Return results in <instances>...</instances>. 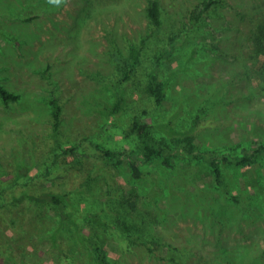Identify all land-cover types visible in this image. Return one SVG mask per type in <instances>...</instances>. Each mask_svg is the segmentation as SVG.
<instances>
[{"label": "rangeland", "instance_id": "rangeland-1", "mask_svg": "<svg viewBox=\"0 0 264 264\" xmlns=\"http://www.w3.org/2000/svg\"><path fill=\"white\" fill-rule=\"evenodd\" d=\"M152 1L160 4L157 27L147 15ZM204 1L0 0V84L21 97L8 105L0 97V202L10 197L3 192L10 170L18 167L34 189L53 186L44 178L49 167L64 177L63 167L77 169L85 178L70 195L74 222L62 234L78 264H97L90 239L113 264H264V157L242 167L220 160L219 183L207 162L183 149L171 157L172 168L162 159L141 163L140 179L117 159L84 160L83 147L64 154L83 139L136 149L139 140L129 135L135 120L172 146L188 135L221 155L264 144V0H220L192 22ZM142 40L136 74L118 86L115 55ZM154 68L166 88L161 103L148 93ZM118 93L125 104L115 114ZM54 98L63 108L56 134ZM56 161L62 167H53ZM34 208L48 231L58 212L33 205L31 218ZM97 213L109 227L95 224L90 216ZM21 236L29 252L39 248Z\"/></svg>", "mask_w": 264, "mask_h": 264}, {"label": "trees", "instance_id": "trees-1", "mask_svg": "<svg viewBox=\"0 0 264 264\" xmlns=\"http://www.w3.org/2000/svg\"><path fill=\"white\" fill-rule=\"evenodd\" d=\"M219 3L220 0H205L202 11L198 15H194V12L191 13L190 20L193 22L194 20L196 21L206 16L213 7ZM160 14L159 2L152 1L149 5L147 15L153 26L157 27L161 24ZM171 40H173V38ZM143 48L144 40H142L140 44L131 45L126 54L117 53L115 55L119 74L117 81L118 86L129 83L136 74ZM248 71L249 70H247V76L250 74ZM148 93L155 98L157 103L163 102L166 98V88L160 80L157 68H154L149 73ZM0 97L7 105L16 103L21 98L19 94L8 91L1 84ZM50 103L52 108L53 129L56 134L59 132L61 126L63 108L57 98L52 99ZM124 104V96L118 93L117 100L111 109V113H120L124 108ZM129 135L137 136L139 143L136 149L128 151L113 150L102 148L98 144L93 147L92 143L88 142V139H83L84 141L81 142L82 144L77 143L75 147L66 149L64 154L73 155L79 148L83 147L85 150L83 154L86 155L84 160L89 159V157L96 158L97 156L105 161L117 159L119 164L128 163L133 171V177L135 179H140L143 176V172L140 169L141 163L143 164L145 162L162 159L165 166L172 168L173 164L171 157L175 155L177 149H183L190 157L207 162L219 183L224 182L220 160L233 166L242 167L250 166L260 157H264V144L255 146L251 150H247L240 155H221V151L219 150L200 149L195 144V137L191 135L180 138L175 141V145L172 146L165 139L157 138L153 133L152 126L143 124L137 120H135L129 128ZM84 142H88L89 144L86 145ZM93 154L94 156H91ZM58 166H61L59 162H54L53 167ZM17 169L18 167L8 172L9 175L13 173V177L3 192L9 193L10 197L0 202V264L3 262L13 264H78L76 253L74 249L71 250L67 241H65L67 238L62 232L66 225H72L74 222L72 211L68 212L66 209L70 204L71 193L77 192V188L84 180L85 176L83 175L81 179L77 176V174H79L77 169H74L76 170L74 172L73 170L63 167L62 170L64 175H68L64 177L62 174L57 173L60 168L52 172L53 169L49 167L44 178L46 181L51 182L53 186L50 188L33 189L31 186L36 182H33V179L21 181ZM22 177L26 178V176ZM57 184L61 187L67 185L70 187L69 190H71V192L58 190ZM33 205H37L39 208L47 206L48 209L52 208L58 212L59 217L56 223L51 226L52 228L50 227L51 229L48 228V231L44 229L47 225L45 219L43 218L42 223V218L36 213L35 208L33 209L32 218L31 213L29 216L27 215V212L30 211L29 208L33 207ZM30 218L33 223H30ZM90 218L99 227H109V223L98 213L91 215ZM15 223L16 225H14ZM38 226L41 228L40 235H36V227ZM64 232H66V228ZM23 234L29 235L30 243L34 242L39 248L29 252L27 245L19 242ZM38 242H42V245H39ZM89 243L97 264H113L109 260L106 250L97 241L90 239ZM143 243L147 246L149 252L155 253L159 257L162 256V253L157 248L158 244L154 242L150 243L147 240H144Z\"/></svg>", "mask_w": 264, "mask_h": 264}, {"label": "clouds", "instance_id": "clouds-1", "mask_svg": "<svg viewBox=\"0 0 264 264\" xmlns=\"http://www.w3.org/2000/svg\"><path fill=\"white\" fill-rule=\"evenodd\" d=\"M56 2H57V3H59V2H60V0H56Z\"/></svg>", "mask_w": 264, "mask_h": 264}]
</instances>
